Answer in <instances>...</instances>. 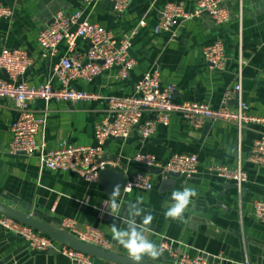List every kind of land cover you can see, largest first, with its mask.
Masks as SVG:
<instances>
[{
	"label": "crops",
	"instance_id": "obj_1",
	"mask_svg": "<svg viewBox=\"0 0 264 264\" xmlns=\"http://www.w3.org/2000/svg\"><path fill=\"white\" fill-rule=\"evenodd\" d=\"M168 1L182 2L192 12L196 0H130L125 12L117 16L114 3L101 0L93 8L82 0H0L12 15L0 18V52L25 50L32 59L22 79L29 85L43 83L64 49L59 45L53 53L42 48L39 31L58 11L82 10L83 16L98 22L119 37L137 28L132 38L130 55L135 64L127 78L117 76L110 67L87 81L78 79L75 87L100 95L101 98L77 102H54L36 99L30 103L39 120L35 141L54 149L62 140L73 144H94L93 126L109 118V96L135 94L143 73L158 67L162 86L172 84L176 102L195 101L216 107L226 88L236 84L238 55L242 56V97L249 112L264 119V0H222L229 11V21L214 22L206 13L184 18L170 31H155L161 10ZM144 20V25L139 21ZM216 40L224 45L225 67L210 68L202 56V48ZM88 44L79 40L77 47ZM0 75H4L0 71ZM233 102L231 101L230 104ZM13 101L0 98V202L27 215L37 212L46 220L61 222L73 218L77 226L99 228L110 242V250L128 255L112 239L111 225L123 227L129 215L127 203L115 219L107 210L110 196L97 181L90 183L71 171H51L43 168L36 155H11L7 146L11 140L10 123L16 117ZM153 117L146 111L143 118ZM264 134V121L247 124L238 135L233 123L207 120L199 127L191 126L180 114L172 113L168 124H158L148 138L134 129L125 138H108L100 161L123 171L126 179L138 166L131 157L140 152L153 154L164 162L172 153L195 154L198 168L187 177L181 174L171 185L161 183L156 171H151L152 189L121 191L119 199L134 202L142 196V206L153 216L147 234L158 246L162 238L173 240L172 248L195 256L199 253L222 254L236 264L248 260L264 264V225L254 216V201L264 200V167L248 160L254 139ZM114 159V160H113ZM224 164L240 168L246 181L238 189L232 181L217 177L209 167ZM111 180V178H109ZM192 187L196 196L184 213L183 220L164 215L171 203V192ZM138 221L141 218H137ZM56 247L63 244L54 242ZM55 249L37 251L23 239L0 227V264H74ZM157 261L172 262L169 250H163Z\"/></svg>",
	"mask_w": 264,
	"mask_h": 264
},
{
	"label": "built area",
	"instance_id": "obj_2",
	"mask_svg": "<svg viewBox=\"0 0 264 264\" xmlns=\"http://www.w3.org/2000/svg\"><path fill=\"white\" fill-rule=\"evenodd\" d=\"M87 7L93 8L101 0H82ZM114 3L117 16L127 9L130 0H110ZM222 0H196L195 7L189 12L179 1H168L164 4L158 26L155 31L164 30L174 33L180 20L197 17L206 13L214 22L224 24L229 21L230 14L222 6ZM12 11L0 3V18H9ZM144 20L139 25H144ZM137 28L117 37L98 22L83 16L82 10L72 12L56 11L47 25L39 31L38 41L42 48L53 53L59 45L64 49L53 65L47 80L38 85H29L22 79L23 74L32 63L25 50L11 49L0 52V98L13 101L16 117L10 123L11 140L7 152L11 155H36L40 165L51 171H71L81 176L85 181H98L99 172L106 163L100 161V154L108 138H125L134 129L142 138H148L154 132L156 125L168 124L172 113L180 116L193 127H199L207 120H223L234 124L238 135L242 129L251 123L263 122L260 116L249 112V106L242 97V56L238 55L236 84L226 88L220 104L216 107L203 102L173 100L174 86H162L158 67L147 69L136 84L135 94L109 96V118L95 123L93 126L94 144H73L64 140L54 149H47L43 144H37L35 133L39 124L34 116L30 103L36 99L44 101L77 102L101 98L100 95L75 87L78 79L87 81L100 75L110 67L117 68L119 78H127L134 67L135 59L130 55L132 38ZM81 40L88 44L85 49L77 47ZM202 56L210 68L222 70L225 67L224 45L216 40L202 48ZM233 102L230 104V102ZM146 111L153 117L143 118ZM138 166L148 168L137 170L125 179L123 192L134 189L148 191L152 189L151 171H156L160 178H167L170 173L191 176L198 168V158L195 154L172 153L161 162L153 154L136 153L131 157ZM248 160L264 167V134L254 139ZM217 177L232 181L238 189L246 181V173L240 166L231 168L224 164L209 167ZM124 187L130 188L125 191ZM254 216L264 225V200L257 199L253 203ZM0 227L5 231L19 235L26 245L37 251L55 249L63 257L74 264H119L90 256L76 249L61 245L56 247L54 241L36 231L32 227L20 223L10 217L0 214ZM60 228L77 237L105 249L110 248V242L97 227L77 226L73 218L61 219ZM173 240L162 238L160 247L169 250L172 264H236L222 254L199 253L189 256L172 248ZM238 264H251L244 260Z\"/></svg>",
	"mask_w": 264,
	"mask_h": 264
},
{
	"label": "clouds",
	"instance_id": "obj_3",
	"mask_svg": "<svg viewBox=\"0 0 264 264\" xmlns=\"http://www.w3.org/2000/svg\"><path fill=\"white\" fill-rule=\"evenodd\" d=\"M124 190L130 191V188L124 187ZM120 192V186L115 185L106 205L107 210L115 220L120 217L121 205L127 203L129 215L123 220V227H119L115 223L111 225L112 239L126 250L133 264H141L146 260L154 264L162 255L163 249L147 235L151 231L149 225L153 216L150 212H146L142 206L144 199L142 196H137L134 202H125L119 199ZM196 194V190L192 187H183L172 191L171 203L166 208L164 215L173 220H183L184 213ZM138 217L141 218L139 221Z\"/></svg>",
	"mask_w": 264,
	"mask_h": 264
},
{
	"label": "water",
	"instance_id": "obj_4",
	"mask_svg": "<svg viewBox=\"0 0 264 264\" xmlns=\"http://www.w3.org/2000/svg\"><path fill=\"white\" fill-rule=\"evenodd\" d=\"M3 74L6 76L4 72ZM169 176L178 178L181 176V174L170 173ZM109 178H111V180H109ZM125 179L126 177L124 172L117 171L112 166H107L101 169L98 177V181L103 185L106 194L109 196L111 195L114 186L117 184L120 186V190L122 191ZM172 181H174V179L164 178L162 179L161 183H170L169 185H171ZM170 188H173V185H171ZM0 214L32 227L36 231L50 237L54 242L76 249L90 256L98 257L106 261L116 262L119 264H133V261L128 255H123L113 250L105 249L101 246L81 241L74 235L60 228V223L46 220L37 212H34L32 215H27L0 202ZM141 264H153V262L146 260L141 262ZM154 264L164 263L161 261H155ZM165 264H172V262H167Z\"/></svg>",
	"mask_w": 264,
	"mask_h": 264
}]
</instances>
